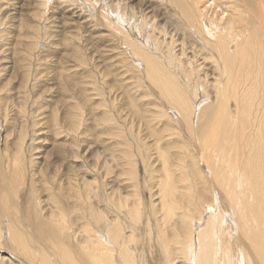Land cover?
Wrapping results in <instances>:
<instances>
[{
	"label": "bare ground",
	"instance_id": "1",
	"mask_svg": "<svg viewBox=\"0 0 264 264\" xmlns=\"http://www.w3.org/2000/svg\"><path fill=\"white\" fill-rule=\"evenodd\" d=\"M207 2L0 0V264H264V0Z\"/></svg>",
	"mask_w": 264,
	"mask_h": 264
},
{
	"label": "rangeland",
	"instance_id": "2",
	"mask_svg": "<svg viewBox=\"0 0 264 264\" xmlns=\"http://www.w3.org/2000/svg\"><path fill=\"white\" fill-rule=\"evenodd\" d=\"M233 2H234V0H220L221 5L216 7V8H214L213 4H212V1L208 0V2L205 3L203 6H206V8L208 9V12H212L213 11V12H217L219 14V13H221V9L230 8L231 4ZM224 16H225V14H220V16H218V17H224ZM36 127H37V125H36Z\"/></svg>",
	"mask_w": 264,
	"mask_h": 264
}]
</instances>
